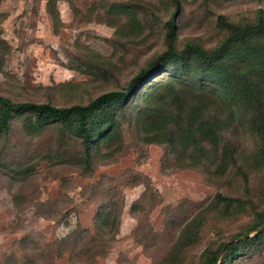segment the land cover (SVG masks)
Listing matches in <instances>:
<instances>
[{"label": "rangeland", "instance_id": "374dc122", "mask_svg": "<svg viewBox=\"0 0 264 264\" xmlns=\"http://www.w3.org/2000/svg\"><path fill=\"white\" fill-rule=\"evenodd\" d=\"M47 1L0 0L5 13L0 40L8 45L0 55V95L12 101L87 103L124 87L165 47L169 2L56 0L54 21ZM181 4L177 46L212 48L226 34L218 15L247 22L264 0ZM124 10L133 13L138 27ZM136 114L121 120L119 150L94 145L89 172L80 168L82 144L67 128L29 127L24 115L11 119L0 135V162L8 165L0 167V264H154L163 259L202 264L206 248L237 240L231 237L244 232L255 209L264 207V193L258 191L264 173L246 167L244 181L234 168L223 175L212 164L176 168L163 144L141 140ZM246 135L240 138L241 154L252 146ZM218 192L239 196L246 209L219 216L212 206ZM99 213L119 216L112 234ZM196 217L202 219L196 241L179 245ZM248 251L229 264H264V251Z\"/></svg>", "mask_w": 264, "mask_h": 264}, {"label": "trees", "instance_id": "16d2710c", "mask_svg": "<svg viewBox=\"0 0 264 264\" xmlns=\"http://www.w3.org/2000/svg\"><path fill=\"white\" fill-rule=\"evenodd\" d=\"M159 1L171 5L164 23L165 47L135 72L124 87L104 91L87 103L69 106L29 100L16 102L0 95V135L11 119L20 115H24L29 127L60 124L79 138L83 149L80 168L89 172L97 147L114 145V151L119 150L121 120L127 113L136 111L141 140L163 144L176 168L212 164L218 175L234 168L244 181L248 178L246 167L252 166L264 173V7L259 6L254 18L243 23L227 21L224 15H218L226 34L215 47L206 48L199 43L178 47L176 20L181 0ZM47 2L48 11L56 21V0ZM124 12L138 27L133 13ZM3 14L0 12V16ZM7 51V43L0 40V55ZM145 86L147 89L143 92ZM246 134L252 146L247 148L248 154H241L240 138H246ZM0 167L8 165L0 162ZM258 191L264 193V184ZM247 202L249 206L254 205L251 200ZM212 206L221 217L246 209L239 196L219 192ZM99 215L112 234L119 216L112 215L111 219L109 213ZM201 224V218H194L185 227L179 245L194 243ZM263 225L264 207L255 209L244 232L231 237L237 240L206 248L202 264H229L247 249L249 254L263 252L264 228L260 230ZM177 256L174 254L172 258ZM154 264L169 263L163 259Z\"/></svg>", "mask_w": 264, "mask_h": 264}, {"label": "water", "instance_id": "95a60500", "mask_svg": "<svg viewBox=\"0 0 264 264\" xmlns=\"http://www.w3.org/2000/svg\"><path fill=\"white\" fill-rule=\"evenodd\" d=\"M263 228H264V225L260 228V230L263 229Z\"/></svg>", "mask_w": 264, "mask_h": 264}]
</instances>
